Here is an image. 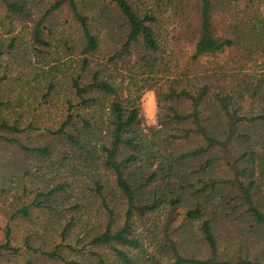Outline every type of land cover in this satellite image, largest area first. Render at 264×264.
Listing matches in <instances>:
<instances>
[{"label": "rangeland", "instance_id": "1", "mask_svg": "<svg viewBox=\"0 0 264 264\" xmlns=\"http://www.w3.org/2000/svg\"><path fill=\"white\" fill-rule=\"evenodd\" d=\"M9 1L23 5L25 12L21 16L9 15L0 0V124L15 126L21 133L2 135L17 139L30 148L47 146L52 155L44 158L24 154L15 146L0 141V245L5 243L8 227L12 246L21 248L18 255H2L0 264H97V259L87 250L101 254L107 264H121L109 250L94 249L88 245L89 240L102 232L105 225L104 210L91 192L94 181L100 180L111 192L108 199H112L110 202L115 209L118 225L123 221L125 206L121 196L113 189L112 176L100 166L101 158L97 159L96 167H85L79 159H74L73 148L50 134L65 119L67 100L75 103L69 89V80L81 73L78 27L68 8L63 7L54 12L44 24V39L49 47L42 56H38L31 46L33 26L57 0ZM178 1H132L141 11L157 13L158 27L170 39L167 46V54L171 55L168 70L179 75L183 72L193 77L207 78L212 71L220 69L221 75H227L226 81L220 85L230 95L231 106L238 110L240 116L257 115L264 107V44L258 45L255 53L241 64V70L237 68L241 65H234L240 59V51L232 48L226 49L221 55L191 62L193 45L184 32L189 33L195 27L192 0H184L183 6L178 5ZM77 5L88 18L91 31L99 41V52L90 58L89 69L95 70L99 65H106L109 57L121 45L125 33L123 20L117 9L107 2L78 0ZM229 14L234 15L233 8L227 13L218 12L214 17L217 34L221 35L227 29ZM109 69L113 74H119L120 78L128 77L126 65L119 64L115 69ZM88 75L89 72L83 78L88 79ZM165 79L162 77L161 80ZM51 84L52 92L45 98ZM160 85L163 86L162 92H165V81L159 82ZM129 92L132 94L133 89L130 88ZM132 97L139 98L137 104L141 125L144 128L155 127L159 118L165 114L168 104L163 102L158 105L154 91H141ZM101 102V106L91 109L93 124L97 129L90 135H83L87 136L89 147L96 150L107 142L106 102ZM77 128H80L79 124ZM248 132V141L234 139L229 147L230 156L234 158H229L230 161L234 159V165L240 171L246 170L242 180L255 182L253 200L260 212L264 213V125L251 126ZM244 155L245 158L240 160ZM223 156L222 153L218 154L217 167L211 172L213 176H225L226 157L224 159ZM193 166L182 168L181 174H190ZM59 184L65 185L66 191L44 200L40 209L31 211L30 221L17 214L20 208L32 203L37 193L48 191ZM163 184L156 181L139 192L137 203L157 200L159 206L154 214L148 216L144 226L136 224L137 233L144 236L145 251H128L134 264H143L147 257L145 253L151 251V241L148 239L153 238L149 234L151 230H154L156 243H161L163 237L160 228L171 214L169 201L173 197H180V204L173 211L174 221L166 234H172L183 257L202 259L207 256V248L198 232L199 222L189 221L185 217L188 210L200 204L203 207V218L213 221L220 259L241 256L264 264V228L255 227L251 230L249 222L239 217L241 209L227 215L232 212L233 206L238 205L233 200L235 193L230 188H202L197 191L198 188H165ZM70 223L73 225L68 227L63 238L61 232ZM25 241L33 248L45 252L61 246L60 256L64 261L50 260L25 251Z\"/></svg>", "mask_w": 264, "mask_h": 264}, {"label": "trees", "instance_id": "2", "mask_svg": "<svg viewBox=\"0 0 264 264\" xmlns=\"http://www.w3.org/2000/svg\"><path fill=\"white\" fill-rule=\"evenodd\" d=\"M77 1L57 0L34 24L31 46L38 56L44 54L49 47L44 39L45 22L57 10L68 8L80 34L78 49L81 73L69 80V89L75 103L67 100V115L57 130L50 131V134L73 148L74 159H79L85 167H96L97 159L101 158L100 166L112 176L113 189L121 196L125 206L123 221L118 225L115 209L110 202L112 199H108L111 192L100 180L93 182L94 188L91 192L104 210L105 225L102 232L89 240L88 245L94 249L109 250L121 264H134L128 251H145L144 236L137 233L136 224L144 226L148 216L154 214L159 206L157 200L137 203V198L143 188L156 181L164 183L165 188H198L197 191L202 188H230L229 190L235 193L233 200L237 201L238 205L233 206L232 212L227 215L241 209L239 217L249 222L251 230L255 227L264 228V213L260 212L253 200L255 182L242 180L246 170L240 171L234 165V159L230 161V158L234 157L229 153L234 139L246 142L249 140V127L264 125V107L257 115L240 116L238 110L231 106L230 95L222 88L223 85H220L227 79V75L220 74V69H217V72L212 71L207 78H197L183 72L179 75L168 70L171 55L167 54V46L170 39L159 29L157 13L139 10L133 0H100L112 4L117 9L123 20L125 33L121 45L109 57L106 65H99L95 70H90V58L99 52V41L91 31L88 18L81 13ZM1 2L9 15L21 16L25 12L23 5L18 2ZM184 3V0L177 2L181 6ZM191 3L195 27L189 33L184 32L189 43L193 45L191 62L221 55L226 49L232 48L234 51H240V59L234 63L237 66L255 53L258 45L264 44V0H192ZM232 8L234 15L229 14L227 29L221 35L217 34L214 17L218 12L227 13ZM119 64L126 65L129 78H120L119 74L110 71V67L115 69ZM237 68L241 70L243 66ZM88 72V79H84L83 75ZM162 77L167 79L161 80ZM161 81H165V92L161 90L163 86H159ZM130 88L133 89L132 94L129 92ZM52 89L51 84L45 98H48ZM141 91H154L158 105L163 102L168 104L165 114L159 118L155 127L144 128L141 125L137 104L139 98L132 97ZM102 100L106 102L107 142L96 150L89 147L87 136L83 135H90L97 129L93 124L91 109L101 106ZM262 100L264 101V95ZM74 110L77 111L73 115ZM2 133H21L15 126L0 124L1 142L15 146L24 154L44 158L52 155L47 146L30 148ZM219 153L224 154V159L226 157L223 178L211 173L217 167ZM243 158L245 155L240 160ZM192 165L194 166L190 174H181L182 168ZM153 168L155 169L151 172ZM65 191V185L59 184L48 191L39 192L32 203L20 208L17 214L30 221L32 210L40 209L44 200ZM179 198H170L171 214L160 228L163 237L161 243H156L154 230L149 233L153 238L147 236L151 241V251L145 253L147 257L143 264H261L241 256L220 259L213 221L203 218V207L200 204L188 210L185 217L189 221L199 222L198 232L207 248V256L202 259L183 257L178 243L172 239V234H166L174 221L173 211L180 204ZM72 225L70 223L64 228L62 237ZM10 232L7 227L5 243L0 245V257L5 254L14 256L21 252V248L12 246ZM23 247L25 251L40 257L64 261L60 256L61 246L45 252L33 248L25 241ZM87 252L97 259V264H107L101 254L91 250Z\"/></svg>", "mask_w": 264, "mask_h": 264}, {"label": "clouds", "instance_id": "3", "mask_svg": "<svg viewBox=\"0 0 264 264\" xmlns=\"http://www.w3.org/2000/svg\"><path fill=\"white\" fill-rule=\"evenodd\" d=\"M154 122V121H153Z\"/></svg>", "mask_w": 264, "mask_h": 264}]
</instances>
